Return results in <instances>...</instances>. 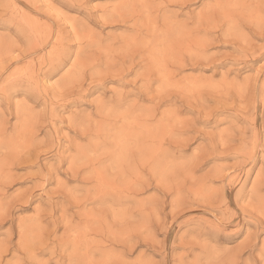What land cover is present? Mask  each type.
<instances>
[{"label": "rangeland", "instance_id": "1", "mask_svg": "<svg viewBox=\"0 0 264 264\" xmlns=\"http://www.w3.org/2000/svg\"><path fill=\"white\" fill-rule=\"evenodd\" d=\"M0 264H264V0H0Z\"/></svg>", "mask_w": 264, "mask_h": 264}, {"label": "bare ground", "instance_id": "2", "mask_svg": "<svg viewBox=\"0 0 264 264\" xmlns=\"http://www.w3.org/2000/svg\"><path fill=\"white\" fill-rule=\"evenodd\" d=\"M13 60H16V58L15 57H13V58H9L8 59V61L11 63ZM3 64V63H2ZM3 67H5V66H3ZM6 68V67H5ZM20 71V70H19Z\"/></svg>", "mask_w": 264, "mask_h": 264}]
</instances>
